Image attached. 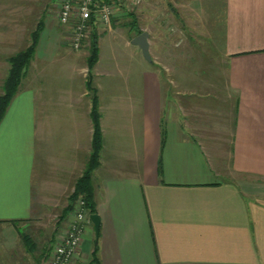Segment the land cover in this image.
Returning a JSON list of instances; mask_svg holds the SVG:
<instances>
[{
	"label": "crops",
	"instance_id": "0c3cea01",
	"mask_svg": "<svg viewBox=\"0 0 264 264\" xmlns=\"http://www.w3.org/2000/svg\"><path fill=\"white\" fill-rule=\"evenodd\" d=\"M10 8L0 0V94L10 57L31 44L38 25ZM201 18L219 40L223 81H196L188 66L167 80L151 63L135 98L128 81L93 84L103 133L92 175L101 222L98 238L92 221L86 225L75 264H91L96 245L93 264H264V0H223ZM45 82L39 92L21 83L0 122V264L47 262L92 152L87 81L83 94L66 87L56 96ZM63 103L72 112L52 111ZM57 119L71 120L68 130L58 127L62 135L54 134Z\"/></svg>",
	"mask_w": 264,
	"mask_h": 264
},
{
	"label": "rangeland",
	"instance_id": "374dc122",
	"mask_svg": "<svg viewBox=\"0 0 264 264\" xmlns=\"http://www.w3.org/2000/svg\"><path fill=\"white\" fill-rule=\"evenodd\" d=\"M3 1L11 7L8 11L13 14H20L23 17L22 13L26 11V19L31 23L33 30L40 20L44 23L42 38L46 42L45 47L42 52H35L37 56L34 55V62L32 59L31 66L26 70L21 89L32 86L39 92L48 80L50 81L48 85L53 88V96L58 95V89L66 87L81 90L83 94L90 75L87 66L90 44L75 49L71 42L67 41L68 29L62 26L58 19L61 0ZM222 2L223 0H142L138 6L130 10L133 15L128 14V10L115 7L111 27L100 26L96 29L100 52L99 61L91 72L94 82L92 84L97 86L111 83L110 87H114V83L118 81H128L129 91L132 92L130 96L135 98L136 82L142 79V72L149 68L151 63L157 65L167 80L171 73L176 76L185 75L187 71L184 68L188 66L192 70L191 76H194L196 81L206 77L217 82L223 81L227 64L218 52L219 40L210 37L211 31L201 23L203 12L210 10L212 6H222ZM134 18L142 31L150 33V53L153 62L147 61L142 51L131 42L136 36L134 30H130L131 26H134L131 25ZM219 24L220 27L221 23ZM47 58L48 60H45ZM48 61L50 65L47 67ZM169 65L173 68L176 65L178 70H175L176 72H172L173 68L171 71L165 70ZM36 97L33 106L36 107L34 110L39 111L41 110L39 94ZM87 101L85 98L81 107L85 106ZM30 106L28 105L27 114L31 111ZM14 107L17 108L16 105ZM48 109H52V105L49 104ZM53 110L55 113L72 112L67 103L53 105ZM82 111L84 113L85 107ZM15 120V116L11 114L10 121L15 123ZM52 122L56 125L54 134L62 135L58 127L68 130L71 120L57 119ZM27 123L32 124L33 121L27 119ZM64 135L69 136L65 133ZM71 152L66 150V155Z\"/></svg>",
	"mask_w": 264,
	"mask_h": 264
},
{
	"label": "built area",
	"instance_id": "2783aa9c",
	"mask_svg": "<svg viewBox=\"0 0 264 264\" xmlns=\"http://www.w3.org/2000/svg\"><path fill=\"white\" fill-rule=\"evenodd\" d=\"M142 0H61L58 19L72 31L71 45L75 49L87 45L95 26L111 27L115 7L133 10ZM90 222L86 203L79 199L65 233L57 237L50 258L45 264H72Z\"/></svg>",
	"mask_w": 264,
	"mask_h": 264
},
{
	"label": "trees",
	"instance_id": "16d2710c",
	"mask_svg": "<svg viewBox=\"0 0 264 264\" xmlns=\"http://www.w3.org/2000/svg\"><path fill=\"white\" fill-rule=\"evenodd\" d=\"M102 2H114V0H100ZM130 15H133L132 11H129ZM136 18L131 22V31L138 35L142 32V29L139 28L136 24ZM44 23L39 21L36 30L32 34L31 44L24 50L16 53L11 56L9 59L10 69L8 76L6 78L3 93L0 94V122L3 120L7 108L9 107L12 99L16 95L19 86L22 83V79L26 73L27 68L29 67L31 60L33 59L36 48L40 39L41 32L43 30ZM99 35L97 31H93L91 35V42L89 45V55H88V68L90 75L88 77L87 85L90 90H92V111L91 116L93 120L94 134L92 141V152L89 158L87 167L80 178L76 181L75 190L69 198V207L66 211L73 210L77 201L83 199L86 203L87 211L89 214L97 213V205L95 202V192L92 182V175L95 168L100 163V152L103 146V133L101 128V114L99 111V100L97 96L96 88L93 86V77L91 72L93 71L96 63L99 59ZM98 247L96 245L93 252L92 263H98L99 259L97 257Z\"/></svg>",
	"mask_w": 264,
	"mask_h": 264
},
{
	"label": "water",
	"instance_id": "95a60500",
	"mask_svg": "<svg viewBox=\"0 0 264 264\" xmlns=\"http://www.w3.org/2000/svg\"><path fill=\"white\" fill-rule=\"evenodd\" d=\"M150 33L148 31H142L132 39V43L136 45L143 53L144 58L152 62L153 58L150 53ZM90 220L95 226L96 236L98 238L100 231V216L97 213L90 214Z\"/></svg>",
	"mask_w": 264,
	"mask_h": 264
}]
</instances>
